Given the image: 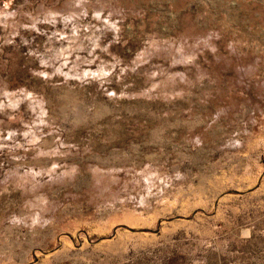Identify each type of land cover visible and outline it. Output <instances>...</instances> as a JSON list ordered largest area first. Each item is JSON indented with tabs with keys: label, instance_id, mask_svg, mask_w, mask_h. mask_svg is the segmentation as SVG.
<instances>
[{
	"label": "rangeland",
	"instance_id": "374dc122",
	"mask_svg": "<svg viewBox=\"0 0 264 264\" xmlns=\"http://www.w3.org/2000/svg\"><path fill=\"white\" fill-rule=\"evenodd\" d=\"M0 264H264V0H0Z\"/></svg>",
	"mask_w": 264,
	"mask_h": 264
}]
</instances>
